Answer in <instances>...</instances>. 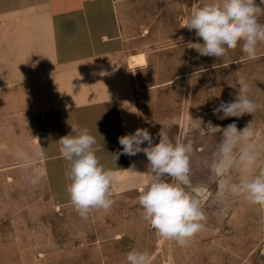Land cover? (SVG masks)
<instances>
[{
  "label": "rangeland",
  "instance_id": "1",
  "mask_svg": "<svg viewBox=\"0 0 264 264\" xmlns=\"http://www.w3.org/2000/svg\"><path fill=\"white\" fill-rule=\"evenodd\" d=\"M202 2L130 0L124 20L135 34L132 40L148 55V67L141 71L139 82L134 80L139 128L148 129L154 143L159 142L157 133L162 128L170 138L193 141L190 180L207 217L205 228L187 247L158 237L137 202L147 181V175H141L148 173L147 157L139 153L116 159L114 155L122 151L119 141L101 140L104 135L94 130L103 126L92 124L79 126L87 127L96 138L93 147L99 163L116 172L115 203L107 212L92 210L82 218L66 191L69 164L58 143L70 133L58 129L71 128V124H53L44 115L46 110L36 108L47 100L42 86L27 88L13 75L0 86V264H127L126 254L133 249L147 252L150 264H264V209L233 197L226 189L228 183L264 168V107L239 118L218 119L213 114L222 102L236 98L241 75L250 84L252 99L264 105V44L258 45L256 60L247 59L240 47L220 58L201 56L189 43H202V39L183 24ZM259 22L264 23V16ZM11 47L12 67L19 71L23 49ZM129 60L132 66L146 62L144 53ZM208 121L222 128L236 123L238 129L253 121L259 152L256 165L217 174L211 163L221 133L207 130ZM33 137L47 155L40 162L46 175L36 186L25 181L16 158L18 147L32 150L37 142ZM133 166L135 172L125 171Z\"/></svg>",
  "mask_w": 264,
  "mask_h": 264
},
{
  "label": "clouds",
  "instance_id": "2",
  "mask_svg": "<svg viewBox=\"0 0 264 264\" xmlns=\"http://www.w3.org/2000/svg\"><path fill=\"white\" fill-rule=\"evenodd\" d=\"M261 5H264V0L259 4L256 0H203L183 24L189 31L195 30V36L203 42H190L189 45L201 56L220 58L229 50L240 47L247 59H258V45L264 44V23L259 22V18L264 16ZM237 85L236 98L213 109L218 119L254 115L264 107L252 99L250 84L243 75L238 77ZM70 127L72 131L58 141L61 155L69 164L67 176L70 184L66 191L75 211L86 219L92 210L107 212L114 205L112 184L116 172L99 163L93 147L97 141L87 127L81 128L75 123ZM205 128L212 133H221L211 163L217 174L227 175L256 165L259 152L253 121L243 129H238L236 123L222 128L208 121ZM157 136L159 142L154 143L148 129L137 128L133 133L118 138L122 151L114 156L118 159L119 155L144 153L148 173L141 175H147L148 179L137 197L143 219L158 237L187 247L205 228L207 220L200 199L193 194L195 190L190 180L194 144L191 139L181 136L170 138L163 128ZM33 138L37 142L32 150L18 147L16 158L25 181L36 186L46 175L40 162L45 161L47 155L39 139ZM145 142L147 147H142ZM204 163L209 166L207 161ZM133 169L134 166L125 171L135 172ZM226 189L233 197H243L250 204L264 209V168L256 175L228 183ZM261 223H264V218ZM125 259L127 264H150L149 254L136 249L129 251Z\"/></svg>",
  "mask_w": 264,
  "mask_h": 264
},
{
  "label": "crops",
  "instance_id": "3",
  "mask_svg": "<svg viewBox=\"0 0 264 264\" xmlns=\"http://www.w3.org/2000/svg\"><path fill=\"white\" fill-rule=\"evenodd\" d=\"M129 1L0 0V86L13 75L27 88L40 84L47 100L36 108L53 124L100 125L94 132L105 141L133 133L140 123L134 80L148 55L124 20ZM13 45L23 49L19 71ZM140 53L146 62L132 66L130 56ZM65 130L72 131L58 129Z\"/></svg>",
  "mask_w": 264,
  "mask_h": 264
}]
</instances>
